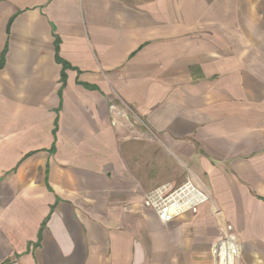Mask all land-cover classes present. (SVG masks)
Instances as JSON below:
<instances>
[{
	"label": "crops",
	"instance_id": "crops-1",
	"mask_svg": "<svg viewBox=\"0 0 264 264\" xmlns=\"http://www.w3.org/2000/svg\"><path fill=\"white\" fill-rule=\"evenodd\" d=\"M175 172L209 201L163 224L142 200ZM223 239L264 264V0H0V264Z\"/></svg>",
	"mask_w": 264,
	"mask_h": 264
},
{
	"label": "built area",
	"instance_id": "built-area-1",
	"mask_svg": "<svg viewBox=\"0 0 264 264\" xmlns=\"http://www.w3.org/2000/svg\"><path fill=\"white\" fill-rule=\"evenodd\" d=\"M208 201L209 195L202 187L186 181L178 187L166 184L147 192L142 205L154 212L161 223L168 224L186 213L195 214L198 207ZM227 239L221 240L214 251L218 261L225 264L230 255L237 252L235 245L228 243Z\"/></svg>",
	"mask_w": 264,
	"mask_h": 264
},
{
	"label": "rangeland",
	"instance_id": "rangeland-1",
	"mask_svg": "<svg viewBox=\"0 0 264 264\" xmlns=\"http://www.w3.org/2000/svg\"><path fill=\"white\" fill-rule=\"evenodd\" d=\"M152 153H150V155H149V157H148V160H150V158H152ZM147 160V159H146ZM147 160V161H148ZM148 164V163H147ZM183 180V175L181 174V173H179V172H175L174 173V178H173V181L175 182L174 183V186L173 187H178V186H180V185H182V184H184V182H181Z\"/></svg>",
	"mask_w": 264,
	"mask_h": 264
}]
</instances>
